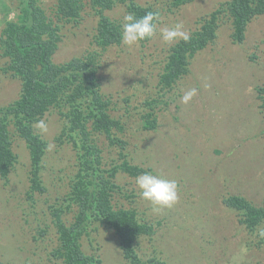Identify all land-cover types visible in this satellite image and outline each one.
<instances>
[{"label": "rangeland", "instance_id": "rangeland-1", "mask_svg": "<svg viewBox=\"0 0 264 264\" xmlns=\"http://www.w3.org/2000/svg\"><path fill=\"white\" fill-rule=\"evenodd\" d=\"M38 1L60 26L53 61L63 65L98 50L101 90L112 101L109 113L124 124L115 132L125 141L124 150L93 133L103 151L102 168L90 173L88 180L94 182L89 187L97 194L104 186L102 177L110 180L115 208L136 209L140 221L151 227L137 238L139 260L134 261L126 257L116 230L93 214L87 219L88 234H82L85 253L95 257L96 264L98 260L100 264H264V239L258 235L264 219L249 228L241 222L243 211L225 202L236 194L264 207V13L249 22L246 39L240 43L234 39L233 18L226 6L230 0H193L178 8H172V0H138L159 9L161 27L181 23L190 35L223 7L218 12L217 38L192 57L190 73L167 90L160 86V75L177 42L166 44L157 35L132 48L121 43L103 49L95 40L99 16L91 0H81L78 22H65L57 15L58 0ZM8 2L9 11L0 9V34L7 20L18 19V0ZM106 13L122 22L128 9L119 1ZM11 63L0 47V117L8 124L18 158L6 178L0 174V259L4 264H61L54 254L60 245L54 210H63L68 225L76 220L80 206L72 198V186L85 150L82 144L75 145V133L69 131L67 113L72 104L62 100L52 105L32 122L35 133L46 141V151L39 170L45 190L31 188L30 146L19 132L17 118L8 112L22 91ZM191 88L198 94L185 105L181 97ZM152 98L157 99L158 124L146 129L143 114L150 110L146 101ZM41 119L48 125L47 133L35 126ZM49 143L54 145L51 151ZM125 160L176 180L179 202L154 211L138 194L139 174L121 169L113 177L107 171Z\"/></svg>", "mask_w": 264, "mask_h": 264}, {"label": "trees", "instance_id": "trees-1", "mask_svg": "<svg viewBox=\"0 0 264 264\" xmlns=\"http://www.w3.org/2000/svg\"><path fill=\"white\" fill-rule=\"evenodd\" d=\"M3 1V4H1ZM99 16L98 33L95 40L103 49L113 44H121V22L113 19L107 10L116 2L126 4L128 12L142 17L147 12L161 13L152 5H145L138 0H91ZM193 0H172V8H178ZM225 6V5H224ZM233 18L234 39L244 42L249 22L257 15L264 13V0H230L226 3ZM226 7V8H227ZM18 19H9L0 34V47L3 55L11 59V70L22 81V91L18 100L8 112L17 118L20 134L27 140L32 154L34 170L31 177V188L44 191L41 183L40 166L46 151V141L36 134L32 122L44 116L52 105L66 100L69 107L67 116L70 122L69 131L75 145L82 144L85 155H81L79 170L73 179L72 198L79 203L80 211L76 220L69 225L62 217V209L54 210V223L57 226L60 245L54 254L62 259L61 264H96L95 257L85 253L81 245L82 234H88L87 219L91 215L100 217L113 227L121 239L122 248L127 258L139 260L135 243L137 238L151 231L147 223H142L134 208L116 209L109 190L110 180L102 177L100 189L94 194L89 187L93 180H88L90 173H99L102 168V149L93 139L97 132L107 137L111 145H120L124 150L125 141L116 135V130H123V122L109 113L112 104L101 90L99 71L101 53L98 50L84 56H77L63 65L53 61L58 43L61 41L60 26L45 10L38 0H18ZM56 13L65 22H78L82 15L81 0H58ZM223 8V7H222ZM206 18L205 23L191 33L188 42L179 41L170 49L164 70L160 75V86L170 90L184 75L191 71V59L217 38L218 12ZM0 9L9 11L8 0H0ZM151 40V39H150ZM149 41V40H147ZM147 41H142L146 43ZM264 89H262V94ZM66 98V99H65ZM84 100V101H83ZM156 98L146 101L149 111L143 114L146 129H155L158 124ZM83 101L82 105L80 102ZM74 102V103H72ZM167 103V102H166ZM154 104V105H153ZM159 104V103H158ZM89 121H91V126ZM122 157L126 153L121 151ZM18 158L13 150L10 129L5 118L0 117V174L7 177ZM138 175L146 170L123 161L107 171L113 177L119 170ZM97 198V199H96ZM225 202L243 211L241 222L249 228L257 227L264 219V207L256 206L246 197L231 195ZM96 203V205H94ZM0 264H4L0 259ZM97 264H100L98 260Z\"/></svg>", "mask_w": 264, "mask_h": 264}, {"label": "clouds", "instance_id": "clouds-1", "mask_svg": "<svg viewBox=\"0 0 264 264\" xmlns=\"http://www.w3.org/2000/svg\"><path fill=\"white\" fill-rule=\"evenodd\" d=\"M160 14L149 11L142 17H138L134 12H128L123 16L121 22V41L124 45L132 48L138 46L140 42L155 38L157 35L166 44H174L179 41L188 42L191 39L190 33L184 30L181 23L171 27L160 26ZM198 94V89L191 88L184 91L181 102L185 105L190 103ZM42 133L48 132V125L44 119L38 120L35 125ZM54 145L49 143V151ZM139 196L144 201L153 206L154 211L163 208H172L179 202V184L174 179H168L159 173L145 171L135 178ZM258 235L264 239V229H259Z\"/></svg>", "mask_w": 264, "mask_h": 264}]
</instances>
